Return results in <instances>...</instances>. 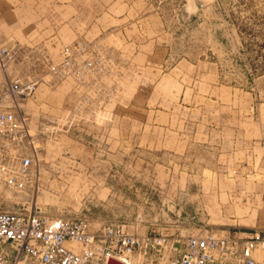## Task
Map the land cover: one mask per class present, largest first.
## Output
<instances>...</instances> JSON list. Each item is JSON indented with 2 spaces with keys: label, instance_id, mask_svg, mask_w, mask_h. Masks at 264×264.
Masks as SVG:
<instances>
[{
  "label": "rangeland",
  "instance_id": "1",
  "mask_svg": "<svg viewBox=\"0 0 264 264\" xmlns=\"http://www.w3.org/2000/svg\"><path fill=\"white\" fill-rule=\"evenodd\" d=\"M0 40L8 76L36 82L40 140L39 180L0 208L169 239L264 228V0H0ZM72 43L92 72L51 69Z\"/></svg>",
  "mask_w": 264,
  "mask_h": 264
},
{
  "label": "built area",
  "instance_id": "2",
  "mask_svg": "<svg viewBox=\"0 0 264 264\" xmlns=\"http://www.w3.org/2000/svg\"><path fill=\"white\" fill-rule=\"evenodd\" d=\"M80 48L84 49L76 43L65 46L51 69L67 76L71 70V74L78 69L92 72V60L77 59ZM13 59V46L0 40V72L4 74L0 87V201L10 199L8 192H23L40 177L38 130L22 108V100L33 93L36 82L9 77ZM136 249L158 254L169 251L174 256L167 264H258L264 237L258 231L241 237L203 232L169 239L164 234L128 233L118 224L104 225L94 233L84 216L52 218L35 206L0 208V264H105L108 257L126 263Z\"/></svg>",
  "mask_w": 264,
  "mask_h": 264
},
{
  "label": "crops",
  "instance_id": "3",
  "mask_svg": "<svg viewBox=\"0 0 264 264\" xmlns=\"http://www.w3.org/2000/svg\"><path fill=\"white\" fill-rule=\"evenodd\" d=\"M105 10H109L108 8H105ZM112 11V10H111ZM110 11V12H111ZM106 13V12H105ZM104 13V14H105ZM111 18H113L114 20H118V21H120V23H123V21H124V19L123 18H121L120 16H119V18L118 17H115V15L112 17L111 16ZM129 24L130 25H132V23H130L129 22ZM124 26V25H123ZM122 26V24H120V26L119 27H123ZM130 56H133V53H132V55H130ZM259 78H264V73H261L259 76H258V79ZM221 86V85H220ZM210 87H213V88H217V83H215V85L213 86H210ZM258 107H264V101L263 102H259L258 103ZM220 122L222 123V121L220 120ZM219 122V123H220ZM258 122H259V120H258ZM209 139H210V141L209 142H211V140H212V136H211V134L209 135ZM240 154L242 155V158H240V161H243V159H245L247 156H244L243 157V150H242V146H241V150H240ZM246 162H240V166H250V165H248V162H247V160H245ZM254 166H263V173H264V160H259L258 159V162H256V165H254ZM260 185H261V188H262V192L264 193V175H262V178H261V182H260ZM254 231H258L260 234H261V236H264V228H257V229H253V230H245V231H239V232H236L235 230H232V231H226L225 232V234H214V235H217V236H225V237H241V236H245V235H247V234H249V233H252V232H254ZM247 232V233H246ZM263 260H264V250L262 251V253L260 254V256H259V263L258 264H261V263H263ZM232 264V263H231Z\"/></svg>",
  "mask_w": 264,
  "mask_h": 264
},
{
  "label": "water",
  "instance_id": "4",
  "mask_svg": "<svg viewBox=\"0 0 264 264\" xmlns=\"http://www.w3.org/2000/svg\"><path fill=\"white\" fill-rule=\"evenodd\" d=\"M105 264H127L124 261L117 259V258H113V257H108L106 259Z\"/></svg>",
  "mask_w": 264,
  "mask_h": 264
},
{
  "label": "bare ground",
  "instance_id": "5",
  "mask_svg": "<svg viewBox=\"0 0 264 264\" xmlns=\"http://www.w3.org/2000/svg\"><path fill=\"white\" fill-rule=\"evenodd\" d=\"M123 260H124V259H123ZM126 263H127V264H131L132 262H130V261H126Z\"/></svg>",
  "mask_w": 264,
  "mask_h": 264
}]
</instances>
